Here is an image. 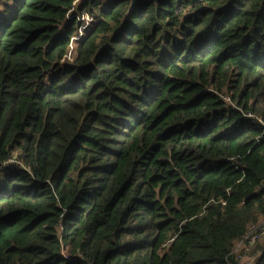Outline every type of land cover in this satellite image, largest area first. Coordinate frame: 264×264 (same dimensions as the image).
<instances>
[{
	"label": "trees",
	"instance_id": "1",
	"mask_svg": "<svg viewBox=\"0 0 264 264\" xmlns=\"http://www.w3.org/2000/svg\"><path fill=\"white\" fill-rule=\"evenodd\" d=\"M130 7L0 0V264H240L261 227L264 0Z\"/></svg>",
	"mask_w": 264,
	"mask_h": 264
},
{
	"label": "built area",
	"instance_id": "2",
	"mask_svg": "<svg viewBox=\"0 0 264 264\" xmlns=\"http://www.w3.org/2000/svg\"><path fill=\"white\" fill-rule=\"evenodd\" d=\"M86 14V20H87V22L85 23V24H82L81 25V27L79 28V31H78V33H77V35H76V37L73 39V41L75 40V41H77V40H80L82 37H83V35H84V33H85V31L88 29V27L90 26V24H91V22H92V18H90L88 15H87V13H85ZM81 19H79V21H80ZM90 20V21H89ZM260 225H261V227L259 228V229H262L263 230V234H258V233H256L255 231L257 230V228L259 227L258 225L257 226H252L251 227V231L249 232V235H248V239H249V241H248V245H247V247H245V249H246V251H251V249L253 248V245L264 235V224H261L260 223ZM243 242H239V244L238 245H240V244H242ZM240 257H242V256H240ZM246 264H254V262H253V260L252 259H249L247 262H246Z\"/></svg>",
	"mask_w": 264,
	"mask_h": 264
},
{
	"label": "rangeland",
	"instance_id": "3",
	"mask_svg": "<svg viewBox=\"0 0 264 264\" xmlns=\"http://www.w3.org/2000/svg\"><path fill=\"white\" fill-rule=\"evenodd\" d=\"M88 15V14H87ZM79 16V19H81L80 21L85 24L87 22L86 20V14L84 13H81L78 15ZM89 16V15H88ZM90 17V16H89ZM91 18V17H90ZM90 21V20H89ZM92 23V22H91ZM67 59L69 60H72V54H70ZM261 224H264V218L261 220L260 222ZM259 229V227L257 228ZM239 243H237V246H236V249H235V254L239 256V259L241 261L240 264H246V262L249 260V259H254L253 256H250V252L251 251H246L245 247H247V243L246 242H243L242 244L238 245ZM252 250V249H251ZM242 256V257H240Z\"/></svg>",
	"mask_w": 264,
	"mask_h": 264
},
{
	"label": "water",
	"instance_id": "4",
	"mask_svg": "<svg viewBox=\"0 0 264 264\" xmlns=\"http://www.w3.org/2000/svg\"><path fill=\"white\" fill-rule=\"evenodd\" d=\"M101 1H107V0H101ZM130 1H131V7H130V10H131L132 8H134L138 4H142V3H146V2H160L163 0H130Z\"/></svg>",
	"mask_w": 264,
	"mask_h": 264
}]
</instances>
